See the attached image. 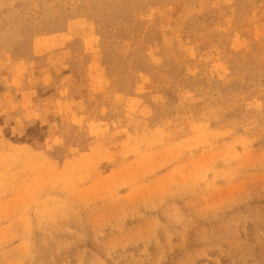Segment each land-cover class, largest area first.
Segmentation results:
<instances>
[{"label":"rangeland","instance_id":"1","mask_svg":"<svg viewBox=\"0 0 264 264\" xmlns=\"http://www.w3.org/2000/svg\"><path fill=\"white\" fill-rule=\"evenodd\" d=\"M0 264H264V0H0Z\"/></svg>","mask_w":264,"mask_h":264}]
</instances>
